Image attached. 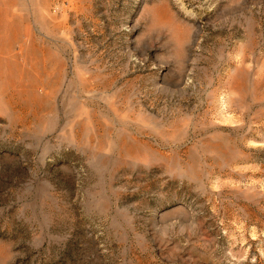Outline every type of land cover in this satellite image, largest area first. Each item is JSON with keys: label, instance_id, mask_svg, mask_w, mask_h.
<instances>
[{"label": "rangeland", "instance_id": "1", "mask_svg": "<svg viewBox=\"0 0 264 264\" xmlns=\"http://www.w3.org/2000/svg\"><path fill=\"white\" fill-rule=\"evenodd\" d=\"M0 264H264V0H0Z\"/></svg>", "mask_w": 264, "mask_h": 264}]
</instances>
